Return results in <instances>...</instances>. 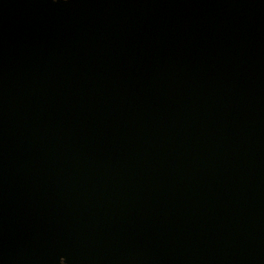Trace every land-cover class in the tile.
<instances>
[{
	"label": "water",
	"instance_id": "95a60500",
	"mask_svg": "<svg viewBox=\"0 0 264 264\" xmlns=\"http://www.w3.org/2000/svg\"><path fill=\"white\" fill-rule=\"evenodd\" d=\"M0 264H264V0H0Z\"/></svg>",
	"mask_w": 264,
	"mask_h": 264
}]
</instances>
